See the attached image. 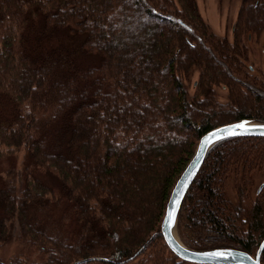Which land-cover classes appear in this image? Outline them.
I'll use <instances>...</instances> for the list:
<instances>
[{
	"label": "trees",
	"instance_id": "16d2710c",
	"mask_svg": "<svg viewBox=\"0 0 264 264\" xmlns=\"http://www.w3.org/2000/svg\"><path fill=\"white\" fill-rule=\"evenodd\" d=\"M240 2L231 42L196 0H0V158L27 161L19 181L1 178L0 251L17 239L44 255L0 264H167L162 220L200 138L264 122V65L246 67L244 41L264 36V0ZM263 173L264 137L214 146L180 211L186 245L255 255Z\"/></svg>",
	"mask_w": 264,
	"mask_h": 264
},
{
	"label": "rangeland",
	"instance_id": "374dc122",
	"mask_svg": "<svg viewBox=\"0 0 264 264\" xmlns=\"http://www.w3.org/2000/svg\"><path fill=\"white\" fill-rule=\"evenodd\" d=\"M199 6L200 12L203 16L204 21L211 27V29L220 37H227L231 42H233V33L234 27L236 24L238 12L241 6L240 0H196ZM264 37V36H263ZM263 37L256 38L254 35L249 39L247 36L245 37V43L249 50V61L247 62L246 67L249 69H253L254 74H259V69L263 68ZM260 75V74H259ZM258 75V76H259ZM198 73H196L190 80L186 83L190 94L195 93V88ZM218 100L221 103L228 102L227 100V91L221 88H217ZM12 157H4L0 158V186L2 184L1 178H6L7 171L13 169V172L10 176H8V180L10 181H19V174L24 166L27 165L26 161V153L24 150L13 153V155H9ZM37 176L48 186L51 188H56V181L53 177L49 176L43 169L36 168ZM7 179V178H6ZM263 185L262 189L260 187ZM264 188V173L258 174L255 176V183L252 190L253 199H255L260 192ZM260 190V191H259ZM228 195L229 197L236 201L237 200V190L235 182L231 181L228 186ZM0 211V215H1ZM178 238L185 243V237L179 230L177 231ZM166 247L167 250L164 251V257L167 261V264H191L187 262H183L178 259L166 246L165 242H163L162 247ZM0 254L3 256L5 260L8 262L15 256L21 255L24 259H28L30 262L35 260H41L44 255L40 254L36 247H30L26 245L24 242H21L17 239H13L4 243ZM175 256L176 260H171V257ZM141 260H137L132 264H140ZM151 264V262L149 263Z\"/></svg>",
	"mask_w": 264,
	"mask_h": 264
},
{
	"label": "water",
	"instance_id": "95a60500",
	"mask_svg": "<svg viewBox=\"0 0 264 264\" xmlns=\"http://www.w3.org/2000/svg\"><path fill=\"white\" fill-rule=\"evenodd\" d=\"M235 137H264V122L244 119L218 126L205 133L200 138L193 157L171 191L161 224V235L169 250L183 262L192 264H262L264 239L256 254L251 255L244 250L235 248L196 250L185 245L177 235L179 215L185 196L207 155L218 143ZM262 187L263 185L260 190Z\"/></svg>",
	"mask_w": 264,
	"mask_h": 264
},
{
	"label": "flooded vegetation",
	"instance_id": "af4514ba",
	"mask_svg": "<svg viewBox=\"0 0 264 264\" xmlns=\"http://www.w3.org/2000/svg\"><path fill=\"white\" fill-rule=\"evenodd\" d=\"M192 264V263H191Z\"/></svg>",
	"mask_w": 264,
	"mask_h": 264
}]
</instances>
